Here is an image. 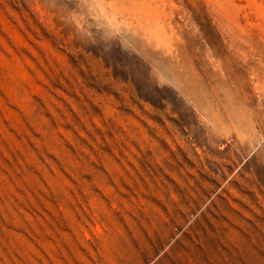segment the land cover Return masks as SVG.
<instances>
[{
  "label": "rangeland",
  "instance_id": "rangeland-1",
  "mask_svg": "<svg viewBox=\"0 0 264 264\" xmlns=\"http://www.w3.org/2000/svg\"><path fill=\"white\" fill-rule=\"evenodd\" d=\"M0 264H264V0H0Z\"/></svg>",
  "mask_w": 264,
  "mask_h": 264
}]
</instances>
